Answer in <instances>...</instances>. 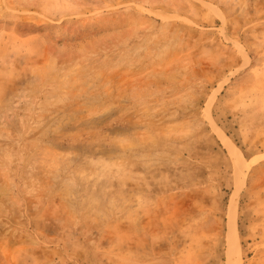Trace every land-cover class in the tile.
Instances as JSON below:
<instances>
[{"label": "rangeland", "instance_id": "374dc122", "mask_svg": "<svg viewBox=\"0 0 264 264\" xmlns=\"http://www.w3.org/2000/svg\"><path fill=\"white\" fill-rule=\"evenodd\" d=\"M236 256L264 264V0H0V264Z\"/></svg>", "mask_w": 264, "mask_h": 264}, {"label": "bare ground", "instance_id": "6f19581e", "mask_svg": "<svg viewBox=\"0 0 264 264\" xmlns=\"http://www.w3.org/2000/svg\"><path fill=\"white\" fill-rule=\"evenodd\" d=\"M218 131L221 134L223 142L226 144V146H228L231 149V151L234 152V154L239 159L240 163L243 164L245 160H244L242 153L239 151V149L232 143V141L221 130L218 129ZM235 208H236V200L233 202V204L231 205V209H230L231 211L230 230H231V233H233V235L236 237L237 227H236V221H235ZM237 257L238 256H236L234 260L233 259L231 260V264H240L239 259Z\"/></svg>", "mask_w": 264, "mask_h": 264}]
</instances>
